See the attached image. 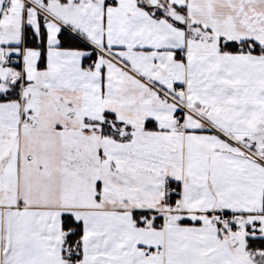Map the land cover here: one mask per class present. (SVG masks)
I'll list each match as a JSON object with an SVG mask.
<instances>
[{
	"label": "snow or ice",
	"instance_id": "obj_1",
	"mask_svg": "<svg viewBox=\"0 0 264 264\" xmlns=\"http://www.w3.org/2000/svg\"><path fill=\"white\" fill-rule=\"evenodd\" d=\"M0 264H264V0H0Z\"/></svg>",
	"mask_w": 264,
	"mask_h": 264
}]
</instances>
